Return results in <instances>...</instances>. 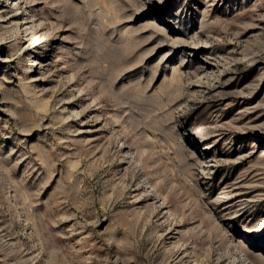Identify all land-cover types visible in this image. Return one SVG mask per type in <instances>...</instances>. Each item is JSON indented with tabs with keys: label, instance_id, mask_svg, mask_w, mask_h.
<instances>
[{
	"label": "rangeland",
	"instance_id": "1",
	"mask_svg": "<svg viewBox=\"0 0 264 264\" xmlns=\"http://www.w3.org/2000/svg\"><path fill=\"white\" fill-rule=\"evenodd\" d=\"M0 264H264V0H0Z\"/></svg>",
	"mask_w": 264,
	"mask_h": 264
},
{
	"label": "bare ground",
	"instance_id": "2",
	"mask_svg": "<svg viewBox=\"0 0 264 264\" xmlns=\"http://www.w3.org/2000/svg\"><path fill=\"white\" fill-rule=\"evenodd\" d=\"M44 35V34H43ZM38 35V34H31V35H29V37H28V46L27 47H25V50H27V51H29L30 50V52L31 51H35V50H32V48H35V47H37L38 46V44L39 43H41V41H46L47 39H46V35ZM38 49H39V47L37 48V52H38ZM27 55H29V53H27ZM29 58L27 57V59L26 60H28ZM31 62L34 64V63H36L35 61H32L31 60ZM34 79V81L37 79L36 77L35 78H33ZM32 79V80H33ZM31 80V81H32Z\"/></svg>",
	"mask_w": 264,
	"mask_h": 264
},
{
	"label": "trees",
	"instance_id": "3",
	"mask_svg": "<svg viewBox=\"0 0 264 264\" xmlns=\"http://www.w3.org/2000/svg\"><path fill=\"white\" fill-rule=\"evenodd\" d=\"M37 52V51H36Z\"/></svg>",
	"mask_w": 264,
	"mask_h": 264
}]
</instances>
